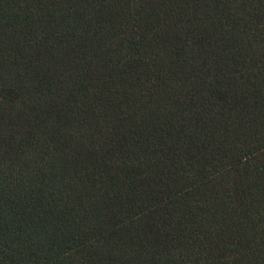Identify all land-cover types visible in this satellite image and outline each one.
<instances>
[{
    "label": "trees",
    "instance_id": "trees-1",
    "mask_svg": "<svg viewBox=\"0 0 264 264\" xmlns=\"http://www.w3.org/2000/svg\"><path fill=\"white\" fill-rule=\"evenodd\" d=\"M0 264H264V0H0Z\"/></svg>",
    "mask_w": 264,
    "mask_h": 264
}]
</instances>
